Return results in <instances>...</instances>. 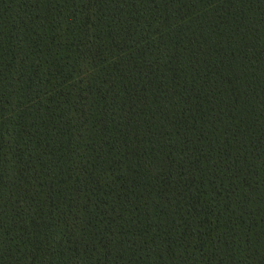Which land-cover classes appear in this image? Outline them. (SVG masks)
Here are the masks:
<instances>
[{"label":"trees","instance_id":"obj_1","mask_svg":"<svg viewBox=\"0 0 264 264\" xmlns=\"http://www.w3.org/2000/svg\"><path fill=\"white\" fill-rule=\"evenodd\" d=\"M0 264H264V0H0Z\"/></svg>","mask_w":264,"mask_h":264}]
</instances>
